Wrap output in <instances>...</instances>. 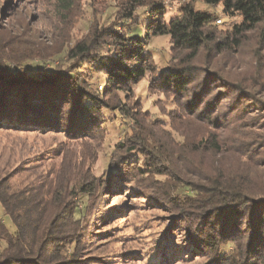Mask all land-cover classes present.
<instances>
[{"label": "trees", "instance_id": "trees-1", "mask_svg": "<svg viewBox=\"0 0 264 264\" xmlns=\"http://www.w3.org/2000/svg\"><path fill=\"white\" fill-rule=\"evenodd\" d=\"M58 1L63 10L72 8L71 0ZM199 1L223 6L233 25L224 38L217 13L187 4L167 21L163 2L126 0L121 20L94 28L91 38L67 50L69 63L61 68L40 51L18 57L1 52L0 128L91 138L109 123V111L127 135L117 148L133 155L118 162V182L129 183L131 173L143 183L151 180L136 192L177 213L172 231L184 227L186 250L210 257L208 264H264V103L254 104L241 84L217 68L218 59L247 47L250 37L264 51V0ZM140 8L144 16L137 15ZM139 25L145 38L132 33ZM157 36H168L173 56L179 55L164 73L146 49ZM204 53L207 66L198 64ZM254 53L257 59L258 48ZM84 63L92 76L105 75L104 98L83 76ZM29 64L38 67L36 76ZM148 74L154 75L151 88L181 101L168 128L150 120L139 102L130 104L132 86ZM116 93H124V100H104ZM11 177L0 173V264H88L81 254L97 181L17 190ZM77 194L85 198L81 206Z\"/></svg>", "mask_w": 264, "mask_h": 264}, {"label": "rangeland", "instance_id": "rangeland-1", "mask_svg": "<svg viewBox=\"0 0 264 264\" xmlns=\"http://www.w3.org/2000/svg\"><path fill=\"white\" fill-rule=\"evenodd\" d=\"M154 1H161L167 7V21L177 16L180 8L187 4L200 11L217 13L222 20V24L218 25L220 39L233 26L224 14L222 5L210 6L199 0ZM58 2L0 0V53L4 56L16 54L18 57L32 50L40 51L58 60L55 65L61 68V64L69 63V48L91 38L94 28L120 21L124 10L129 8L126 0H71L72 8L65 11ZM198 4L206 7L198 8ZM136 12L144 16L146 9L140 8ZM132 33L142 38L146 36L143 25L133 27ZM252 39L250 37L247 47L227 52L218 59L217 68L225 71L231 82L241 84L254 104L264 103V51L259 43H252ZM257 48L260 56L255 59ZM146 49L159 73L168 71L170 64L179 62V55L173 56L168 36L151 38ZM207 60V53H204L198 64L207 66ZM12 67L14 71L17 70L15 65ZM29 67V74L36 76L38 67L33 64H29ZM92 70L90 64L84 63L83 76L93 84L94 92L104 98L106 77L104 74L92 76ZM152 78L154 75L148 74L132 86V92L128 93L130 104L139 102L143 112L149 113L150 120L159 121L168 128L171 113L178 109L181 101L172 92L151 88ZM118 98L124 100L125 94L116 93L104 100L116 104ZM111 114L104 111L109 123L91 138L75 139L55 131L0 128L2 177L12 176L11 183L17 190L41 183L47 186L50 183L66 184L71 180V184L97 181H94L96 186H93L97 189L90 197L86 214L89 236L81 254L88 264H208L210 257L186 250L190 245L187 244L184 227L172 231L177 213L169 212L148 196L137 193L143 184H152L151 180L143 183L133 178L136 175L133 172L134 175L131 173L128 176L129 183L118 182L119 163L122 158L131 159L133 155H125L117 148L127 135L123 131L122 120L113 123L110 121ZM259 119L264 120L263 112ZM260 135L264 137V130ZM261 144L264 146V139ZM142 163L143 160H140ZM84 200L80 194L76 195L75 202L80 206Z\"/></svg>", "mask_w": 264, "mask_h": 264}, {"label": "clouds", "instance_id": "clouds-1", "mask_svg": "<svg viewBox=\"0 0 264 264\" xmlns=\"http://www.w3.org/2000/svg\"><path fill=\"white\" fill-rule=\"evenodd\" d=\"M197 7H198V8H199V7H206V5L198 4ZM217 11H218V12L220 11V8H219V7L217 8Z\"/></svg>", "mask_w": 264, "mask_h": 264}, {"label": "built area", "instance_id": "built-area-1", "mask_svg": "<svg viewBox=\"0 0 264 264\" xmlns=\"http://www.w3.org/2000/svg\"><path fill=\"white\" fill-rule=\"evenodd\" d=\"M217 24H219V25L222 24V20H221V19L218 20V21H217Z\"/></svg>", "mask_w": 264, "mask_h": 264}]
</instances>
